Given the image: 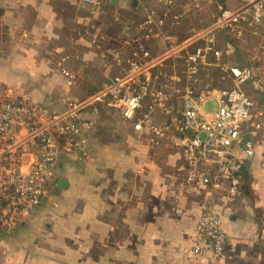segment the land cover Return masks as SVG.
<instances>
[{"label": "crops", "instance_id": "obj_1", "mask_svg": "<svg viewBox=\"0 0 264 264\" xmlns=\"http://www.w3.org/2000/svg\"><path fill=\"white\" fill-rule=\"evenodd\" d=\"M95 1L0 0V101L29 96L50 112H63L69 101L101 90L134 53L160 57L165 52L169 43L146 39L143 22L135 23L132 33L122 26L116 38L111 36L109 21L120 13L169 15L164 29L178 44L209 26L221 9L239 6V0H173L171 9L159 0ZM180 31L186 34L182 37ZM247 35L253 36L244 31L238 40ZM222 37L225 44L232 41L222 31L218 48ZM233 46L237 62L231 63L230 56L227 63L251 67ZM168 62L177 67L171 75L165 66L174 85L170 89L160 82L156 87L169 92L180 112L177 93L189 84L180 82L186 77L185 60ZM213 64L209 57L197 79L202 73L209 77ZM250 95L264 101L252 90ZM207 105L206 113L215 112H207ZM84 119L93 123L79 136L84 151L62 154L41 205L13 230L0 231V264H264V121L255 128L252 119L243 128L244 137L254 142V157L247 159L234 147L229 154L243 162L242 170L214 188L189 182V177L213 175L227 151L207 152L190 165L179 133L153 138L146 125L136 130L102 102L87 108ZM151 122L161 124L163 118L155 114ZM205 206L217 209L230 238L219 260L209 252L194 254Z\"/></svg>", "mask_w": 264, "mask_h": 264}, {"label": "built area", "instance_id": "obj_2", "mask_svg": "<svg viewBox=\"0 0 264 264\" xmlns=\"http://www.w3.org/2000/svg\"><path fill=\"white\" fill-rule=\"evenodd\" d=\"M81 1L88 5L96 3L95 0ZM159 1L167 9L174 6L173 0ZM170 18L151 11L143 21L148 29L146 39L169 43L160 57L149 51L134 53L127 67L101 90L84 100L69 101L63 112H50L29 96L0 101V231L13 230L41 205L62 154L84 151L79 136L93 125L84 119V112L98 102L116 109L136 130L146 125L153 138L167 139L174 133L183 135L182 144L190 165L207 152H228L222 156L213 175L191 174L189 182L219 188L227 177L239 173L243 162L229 154L234 147L241 148L247 159L254 157V142L244 137L243 128L252 119L255 128L259 127L256 123L264 121V101L259 102L250 95L252 90L264 97V73L251 67L229 65L227 59L234 54L233 41L218 48L217 39L222 31H227L232 40L242 37L244 31L260 35L264 0H239L238 8L221 9L209 26L178 44L171 41L164 29ZM209 57L213 58V67L221 72L219 83L229 81L230 87L198 91L193 86ZM173 58L185 60V76L189 81L178 93L176 91L180 96V112L175 110L169 94L156 87L169 78L165 66ZM63 74L73 78L67 71ZM209 102L216 104L212 114L204 111ZM155 114L163 118L161 124L151 122ZM198 232L200 241L194 254L209 252L214 260L221 259L230 238L222 229V218L216 208H203Z\"/></svg>", "mask_w": 264, "mask_h": 264}, {"label": "rangeland", "instance_id": "obj_3", "mask_svg": "<svg viewBox=\"0 0 264 264\" xmlns=\"http://www.w3.org/2000/svg\"><path fill=\"white\" fill-rule=\"evenodd\" d=\"M145 17H146V15H145ZM145 17L142 15V12L139 14H126V15H123L120 13L116 17L117 20L114 19V22L109 21L110 23L113 24V26H111L112 30L110 31V33H111L110 35L113 36L114 38H116L117 35H115V34H117L116 33L117 30L120 29V27H122V26L124 27V30L128 29V31H130L132 33L134 30L133 29L134 24L137 22L142 23L143 20L145 19ZM185 34H186V32L180 31L178 35L183 37ZM225 41H226V38L222 37L220 43L223 47H224ZM232 41H233V43L235 45V49H237V51H238V47L240 48L238 55L241 57L242 62L246 63L247 66H251L252 68H254L256 70L258 69L259 73L264 71V51H263V48H264V32L263 33L261 32V34L258 36H249L248 37V35H247L244 39H242L240 41L238 39H236V40L233 39ZM234 54L236 55V51ZM235 55H232V57L230 58L231 63L237 62V60H235L236 59ZM227 62H229V61H227ZM169 64H171V63H169ZM166 66H167L166 67L167 71L171 75L174 74V71H177V67L174 65H168L167 64ZM217 70H215V68L211 69L210 73H209V77L205 76V74L202 73V76L197 79L196 85L199 87H204L206 84L208 86L217 87V88L218 87H221V88L230 87L231 83L229 81L227 83H219V80L221 78V75H220L221 72H218ZM184 78L180 79V82L181 81L189 82L188 79H186V77H184ZM173 81H174L173 78H166L163 81L162 85L170 87V89H171V87H173V85H174ZM167 91H169V90H167ZM79 96H80V98H83L86 95H79ZM146 104H148V101L146 102ZM215 108H216L215 105L208 104L206 107V111L210 112L211 110H215ZM103 132L105 133V131H103Z\"/></svg>", "mask_w": 264, "mask_h": 264}, {"label": "trees", "instance_id": "obj_4", "mask_svg": "<svg viewBox=\"0 0 264 264\" xmlns=\"http://www.w3.org/2000/svg\"><path fill=\"white\" fill-rule=\"evenodd\" d=\"M243 181H247V177L243 174Z\"/></svg>", "mask_w": 264, "mask_h": 264}, {"label": "water", "instance_id": "obj_5", "mask_svg": "<svg viewBox=\"0 0 264 264\" xmlns=\"http://www.w3.org/2000/svg\"><path fill=\"white\" fill-rule=\"evenodd\" d=\"M64 183V181H60V186H62L61 184Z\"/></svg>", "mask_w": 264, "mask_h": 264}]
</instances>
